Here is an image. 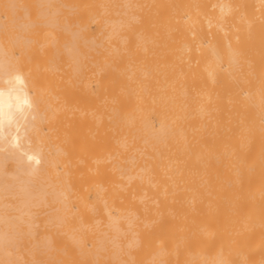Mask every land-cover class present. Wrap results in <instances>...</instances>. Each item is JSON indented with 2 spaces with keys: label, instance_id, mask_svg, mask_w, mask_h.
<instances>
[{
  "label": "bare ground",
  "instance_id": "bare-ground-1",
  "mask_svg": "<svg viewBox=\"0 0 264 264\" xmlns=\"http://www.w3.org/2000/svg\"><path fill=\"white\" fill-rule=\"evenodd\" d=\"M35 225L40 264H264V0H0V264Z\"/></svg>",
  "mask_w": 264,
  "mask_h": 264
},
{
  "label": "rangeland",
  "instance_id": "rangeland-1",
  "mask_svg": "<svg viewBox=\"0 0 264 264\" xmlns=\"http://www.w3.org/2000/svg\"><path fill=\"white\" fill-rule=\"evenodd\" d=\"M43 7H44V6H43ZM43 7H42V8H43ZM45 7H46V6H45ZM22 16H23V8H21V7H17L16 10H15V13H14V17H15V18H17V17H18V18H21ZM47 34H48V32H47V31H44V37H45V38H47V36H45V35H47ZM64 36H65V33H61V34H60V37H61L62 40H64ZM5 169H7V167H5ZM6 197L9 198L10 196L7 195ZM94 222H95V221H94ZM19 226H21V225H19ZM22 226H24V225H22ZM35 226H36V225H35ZM35 226L32 227V228H33V231H32V230H31V231H32L33 233H32V235H29V242H28V243H29V246H31V247L34 246V249H33V251H34L33 253H34V254H30L31 251H29V254L27 253L28 255H31L32 259H34L33 256H36V255H35V252H36V251L40 253V251H39V249H38V245H39V244H38V243H39V238H38V237H41V234H40V236L37 237L38 242H35V239H36V234H35V233H36V232H34V231H36L37 229H40V230H41V228L39 227V225L36 226V227H35ZM37 227H38V228H37ZM21 228L23 229V227H21ZM21 228H20V227H17L16 229L19 230V229H21ZM24 228H25V231H26V227H25V226H24ZM34 229H36V230H34ZM17 230H16V232H17ZM40 230H39V231H40ZM20 231H22V230H19V231H18V232L21 234ZM29 231H30V230H29ZM31 231H30V233H31ZM14 232H15V230H14ZM22 233H24V229H23ZM26 233H27V232H26ZM26 233H25L24 235H26ZM30 233H29V234H30ZM40 233H42V232L40 231ZM20 234L17 235V237H18V236L20 237ZM34 234H35V237L33 236ZM37 234H39V233H37ZM48 234L51 235V234H53V233H48ZM27 235H28V234H27ZM53 235H54V236H51V237H55V234H53ZM57 235L60 236L59 233H58ZM13 236H14V235H13ZM21 236H22V235H21ZM31 236H33V237H31ZM108 236H109V235H105L106 238H107ZM14 237L16 238V234H15ZM19 237H18V239H15V242H17V241H22V243H23V239H22V238L20 239ZM105 237H104V240H105ZM26 238H27V240H28V236H26ZM12 239H13V238H12ZM24 241H25V242H24V243H25V246H22V249H23V250H22V249H19V247H18V249H19V250H22L23 253L26 255V256H25V255H24L23 253H21V251H20V253L23 254V256H24V258H23L24 262H22V260H21L22 258L20 257L19 251L16 252L17 249H15V247L19 244V242L17 243V245L15 244L16 246H14V250H16V251H15V252H16L15 255L18 256V257H17L18 259L21 258V259H19V261H18V262H20L19 264H27V260L29 261V259H30L31 264H33L34 261L36 262V264H38V263L40 264V262L42 263V261H40V258L37 259L39 262H38L36 259H34V261L31 260V258L27 259V258H28V255L25 253V252H27V250L25 249V252H24V248L26 247L27 241H26L25 239H24ZM15 242H13V243H15ZM105 243L107 244V242H105ZM35 244H36V245H35ZM21 245H22V244H21ZM27 246H28V244H27ZM23 247H24V248H23ZM31 247H30V248H31ZM30 248H29V250H30ZM32 248H33V247H32ZM35 248H36V250H35ZM27 249H28V248H27ZM104 253H105V252H104ZM13 256H14V254H13ZM21 256H22V255H21ZM38 256H39V254H38ZM39 257H40V256H39ZM105 258H106V257H105ZM41 259H43V258H41ZM43 260H44V259H43ZM37 262H38V263H37ZM43 262H44V261H43ZM28 264H29V263H28Z\"/></svg>",
  "mask_w": 264,
  "mask_h": 264
}]
</instances>
